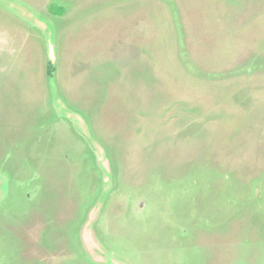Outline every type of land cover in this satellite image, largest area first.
<instances>
[{"label":"rangeland","instance_id":"obj_1","mask_svg":"<svg viewBox=\"0 0 264 264\" xmlns=\"http://www.w3.org/2000/svg\"><path fill=\"white\" fill-rule=\"evenodd\" d=\"M0 264H264V0H0Z\"/></svg>","mask_w":264,"mask_h":264},{"label":"trees","instance_id":"obj_2","mask_svg":"<svg viewBox=\"0 0 264 264\" xmlns=\"http://www.w3.org/2000/svg\"><path fill=\"white\" fill-rule=\"evenodd\" d=\"M52 71H53V67H50L49 70H48L50 75L53 73Z\"/></svg>","mask_w":264,"mask_h":264}]
</instances>
